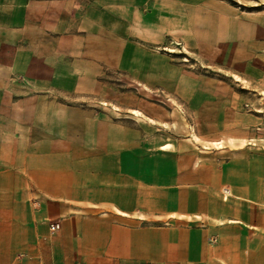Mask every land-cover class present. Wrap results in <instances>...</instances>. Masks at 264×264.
Masks as SVG:
<instances>
[{"label":"crops","instance_id":"1","mask_svg":"<svg viewBox=\"0 0 264 264\" xmlns=\"http://www.w3.org/2000/svg\"><path fill=\"white\" fill-rule=\"evenodd\" d=\"M0 264H264V9L0 0Z\"/></svg>","mask_w":264,"mask_h":264},{"label":"rangeland","instance_id":"2","mask_svg":"<svg viewBox=\"0 0 264 264\" xmlns=\"http://www.w3.org/2000/svg\"><path fill=\"white\" fill-rule=\"evenodd\" d=\"M232 5L241 11H257L264 9V4L260 0H228Z\"/></svg>","mask_w":264,"mask_h":264},{"label":"built area","instance_id":"3","mask_svg":"<svg viewBox=\"0 0 264 264\" xmlns=\"http://www.w3.org/2000/svg\"><path fill=\"white\" fill-rule=\"evenodd\" d=\"M55 229H59V228H58V225H57L56 223L50 225V230H51V231H54Z\"/></svg>","mask_w":264,"mask_h":264}]
</instances>
